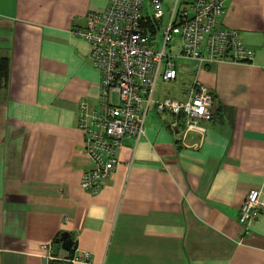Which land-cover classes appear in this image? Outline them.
I'll return each instance as SVG.
<instances>
[{
    "label": "crops",
    "instance_id": "obj_1",
    "mask_svg": "<svg viewBox=\"0 0 264 264\" xmlns=\"http://www.w3.org/2000/svg\"><path fill=\"white\" fill-rule=\"evenodd\" d=\"M107 3L0 0V264H47L41 245L62 231L73 254L88 252L68 264H264V211L247 234L237 221L246 191H264V0L222 2L223 26L253 50L248 62H175L176 76L189 72L179 99L193 78L210 93L204 132L148 111L91 193L79 187L90 163L76 105H98L100 75L71 30Z\"/></svg>",
    "mask_w": 264,
    "mask_h": 264
},
{
    "label": "built area",
    "instance_id": "obj_2",
    "mask_svg": "<svg viewBox=\"0 0 264 264\" xmlns=\"http://www.w3.org/2000/svg\"><path fill=\"white\" fill-rule=\"evenodd\" d=\"M223 0H171L164 19V0H108L104 8L87 11L82 27L72 34L88 44L92 67L99 73L98 105L79 100L76 126L83 134L82 153L89 167L79 187L94 193L117 163L123 138L135 141L144 132L148 111L178 117L184 131L202 134L201 123L210 119L209 91L196 79L183 99L153 95L157 77H176L175 59H185L194 69L217 61L248 62L253 50L238 31L223 26ZM178 39L179 48L171 50ZM264 211V191H246L238 207L240 234H247L250 221ZM52 243L41 245L48 260ZM88 252L73 254L69 262H85Z\"/></svg>",
    "mask_w": 264,
    "mask_h": 264
},
{
    "label": "rangeland",
    "instance_id": "obj_3",
    "mask_svg": "<svg viewBox=\"0 0 264 264\" xmlns=\"http://www.w3.org/2000/svg\"><path fill=\"white\" fill-rule=\"evenodd\" d=\"M178 48H179V42L178 39L176 38L174 47L171 51L176 52ZM175 62L176 63L178 62L179 64L181 63L180 60L178 59H175ZM176 65L178 67V64ZM188 78H189V72L185 73L184 76L177 75L174 80H169V81H161L160 78L158 77L156 85L153 88V95L166 94L171 97L180 98L181 88L187 83Z\"/></svg>",
    "mask_w": 264,
    "mask_h": 264
},
{
    "label": "water",
    "instance_id": "obj_4",
    "mask_svg": "<svg viewBox=\"0 0 264 264\" xmlns=\"http://www.w3.org/2000/svg\"><path fill=\"white\" fill-rule=\"evenodd\" d=\"M71 238L68 232L62 231L59 233L58 237L54 240L51 247V254L54 256L57 253L58 249H62L64 251H68L71 246Z\"/></svg>",
    "mask_w": 264,
    "mask_h": 264
},
{
    "label": "trees",
    "instance_id": "obj_5",
    "mask_svg": "<svg viewBox=\"0 0 264 264\" xmlns=\"http://www.w3.org/2000/svg\"><path fill=\"white\" fill-rule=\"evenodd\" d=\"M5 60V59H4ZM4 60H0V62H2L1 64H0V73H1V75H4L5 74V63H4ZM58 237V236H57ZM56 237V238H57ZM56 238H54V240L56 239ZM54 240L51 242L52 244H53V242H54ZM73 244H72V242H71V246H70V249L68 250V251H66V252H69V254L67 255V257H65V258H63V259H60V260H57V259H55V257L54 258H51V259H48V260H46L47 261V264H68V262H69V259L72 257V255H73Z\"/></svg>",
    "mask_w": 264,
    "mask_h": 264
}]
</instances>
